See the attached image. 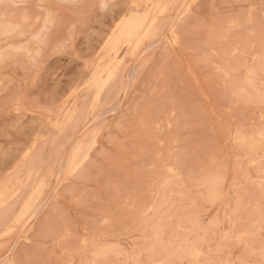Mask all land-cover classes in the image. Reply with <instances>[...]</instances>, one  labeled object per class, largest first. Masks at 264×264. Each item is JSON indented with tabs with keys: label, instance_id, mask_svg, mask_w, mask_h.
Instances as JSON below:
<instances>
[{
	"label": "rangeland",
	"instance_id": "obj_1",
	"mask_svg": "<svg viewBox=\"0 0 264 264\" xmlns=\"http://www.w3.org/2000/svg\"><path fill=\"white\" fill-rule=\"evenodd\" d=\"M0 264H264V0H0Z\"/></svg>",
	"mask_w": 264,
	"mask_h": 264
},
{
	"label": "bare ground",
	"instance_id": "obj_2",
	"mask_svg": "<svg viewBox=\"0 0 264 264\" xmlns=\"http://www.w3.org/2000/svg\"><path fill=\"white\" fill-rule=\"evenodd\" d=\"M181 6V5H180Z\"/></svg>",
	"mask_w": 264,
	"mask_h": 264
}]
</instances>
